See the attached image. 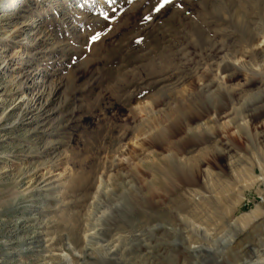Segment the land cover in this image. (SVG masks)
<instances>
[{
    "label": "rangeland",
    "instance_id": "374dc122",
    "mask_svg": "<svg viewBox=\"0 0 264 264\" xmlns=\"http://www.w3.org/2000/svg\"><path fill=\"white\" fill-rule=\"evenodd\" d=\"M263 33L264 0H0V264H245L216 240H264ZM189 234L211 249L185 261Z\"/></svg>",
    "mask_w": 264,
    "mask_h": 264
},
{
    "label": "bare ground",
    "instance_id": "6f19581e",
    "mask_svg": "<svg viewBox=\"0 0 264 264\" xmlns=\"http://www.w3.org/2000/svg\"><path fill=\"white\" fill-rule=\"evenodd\" d=\"M31 27H33V29L32 30H34V31H36V32H39L40 34H43V30H41V26H39V25H35V24H32V25H30ZM41 30V31H40ZM19 34H21L20 33V31H19V33L16 35V38H18L20 35ZM45 37V36H44ZM48 37V36H47ZM49 38V37H48ZM261 38H263V40H264V33H263V35H262V37ZM50 40V39H49ZM52 41V40H51ZM19 43H21V42H17V44H19ZM44 44H47V43H45V41L44 42H40L39 44H36V45H34V46H25V45H22L21 47L24 49L23 51L25 52V50H29L31 53L32 52H34V54L35 53H40L41 51H40V49L41 48H43V45ZM258 44V43H257ZM19 47H20V44L18 45ZM20 47V48H21ZM31 48V49H30ZM28 51V52H29ZM30 52L28 53V54H30ZM26 54V53H25ZM7 60V57H6V59H4V63L5 62H8V61H12L13 60V58H11V56H9L8 57V60ZM39 62V61H38ZM231 62V61H230ZM232 62H234V61H232ZM231 62V63H232ZM242 62V61H241ZM227 63H229V62H227ZM235 64H233L232 66L233 67H235L237 64H239V59L238 60H235V62H234ZM243 63V62H242ZM23 66H22V68L20 69V71H18V75L20 76V77H22L25 81L26 80H28L32 75H33V73H35L37 70H38V66H39V64H38V66L37 65H31L29 62H27V60L26 61H24L23 63ZM225 65V64H224ZM243 66V65H242ZM229 67V66H228ZM220 68V67H219ZM220 70V69H219ZM221 74L222 73H224V71H221L220 72ZM229 77V76H228ZM225 78L224 77H222V79H220V81L222 82L221 83V85L222 84H224L225 82V80H224ZM23 80V81H24ZM27 90H29L30 88H26ZM25 88H24V90L21 92L22 93V95H21V97H20V102L21 103H19V105L15 108V110H18V112H17V118L20 120V119H22L23 117H25V116H30V118L31 119H33L35 116L37 117L38 115H43V112L44 111H47L46 109H47V107L48 106H45V104H44V97H43V93L41 92V91H38L37 92V94L35 95V97H34V99L33 100H29V97H28V95H27V90H26ZM44 90V89H43ZM45 91V90H44ZM53 96V95H52ZM46 103V102H45ZM49 105V104H48ZM213 116H217L216 115V113L215 114H213ZM6 116L5 117H3V119L0 121V128H3V124H4V122L6 121ZM43 118V117H42ZM2 126V127H1ZM200 128H202L201 126H199L198 128H197V130L198 129H200ZM188 130V129H187ZM160 136V135H159ZM162 138H163V140H162V144H163V148H165L166 149V151L169 153L168 154V156L167 157H169V159L171 160V161H173V160H178L180 157H181V154H183V151H184V148H185V146L184 147H182L181 146V144H180V146L179 145H175L174 143H172V142H170V137H169V135H168V133H167V131L165 132H163V136H162ZM164 150V149H163ZM167 157H165V158H167ZM156 159V158H155ZM162 160V159H161ZM164 164V163H163ZM168 165H170L169 163H167ZM187 163H185V165H183L184 167H188L187 168V170L186 171H178L176 174H175V176H176V179L175 180H178V181H180L182 184L184 183L185 185H194L196 182H197V180H196V176H197V174H196V171H195V169H194V167H193V165H191V164H189V166H188V164L186 165ZM161 166H163V165H160L159 167L160 168H162L161 170H163L164 171V166L163 167H161ZM180 166L182 167V165L180 164ZM159 167H157L158 169H159ZM171 167V166H170ZM164 168V169H163ZM168 168V167H167ZM161 170H160V172H161ZM171 170H172V167H171ZM181 170V169H180ZM163 171H162V173H163ZM167 171V170H166ZM173 171V170H172ZM165 172V171H164ZM168 172H170V171H168ZM168 172H167V174H168ZM174 173V172H173ZM172 174V173H171ZM172 179H173V177H172ZM173 179V180H174ZM176 182V181H175ZM173 184V183H172ZM99 188V187H98ZM184 196L186 197V199L188 200V198H190V200H188V201H191L192 203H194V199L198 196L195 192H193V191H191V190H188V192H186L185 194H184ZM186 200V201H187ZM185 200H180V201H178L177 203H176V205H178V207H177V210L178 211H180V212H184V211H186V210H189V204L190 203H187ZM195 206V205H194ZM192 210H193V208H192ZM197 210V209H196ZM185 213V212H184ZM188 217V216H187ZM147 218H145V220H146ZM146 221H149L148 219L146 220ZM197 221V220H196ZM196 221H192L191 219L189 220H186V222H188V225H189V228H190V234H192L193 232H195L197 235H200V237L203 239V240H207V241H210L211 240V243H214L215 242V240L214 239H211V233H210V230L207 228V226H201L200 224H198V222H196ZM149 223H150V221H149ZM168 230V229H167ZM166 230V231H167ZM170 230L171 231H175V232H177V233H180V234H187L188 232H185V231H181L180 229H177V228H174V226H172V228H170ZM87 232V231H86ZM96 232V227H95V225L93 224L91 227H89V229H88V235H86L85 236V238H89V237H91V235L92 234H94ZM189 234V237L187 238V240H186V238H184V240L182 241L183 242V246H182V248H178L177 250H174V252L175 253H178L179 251L181 252L182 251V253H184L185 254V252H186V254H187V258H186V260L185 261H190V260H194L191 256H190V254H194V253H196V252H198V251H200V252H202L203 250L205 251V249L206 250H208V251H210V249H211V247L209 246V247H206L207 246V244H199V245H196V244H192L193 243V238L192 237H194V234L193 235H190ZM225 241L224 240H222L221 238H219L218 240H216V241H222V242H224V243H226V244H230V245H232V244H234L235 243V245H232V246H230L232 249L231 250H233V251H235L236 250V257H237V259L239 260V259H241V258H245V259H248V260H246L244 263L245 264H264V240H261L262 241V244L260 245V246H257L258 248H252V249H250L249 247L248 248H246V247H244V245H242V242H240V241H238L237 242V238L236 237H234V236H230V237H228L227 238V236H225ZM191 241H192V243H191ZM238 251V252H237ZM229 252H231V251H229ZM173 255V254H172ZM171 255V256H172ZM182 255V254H181ZM143 256V255H142ZM139 257V256H137V258H139V260H141L140 262L141 263H144L145 261H149L147 258H146V260H144V257ZM89 257V256H88ZM143 258V259H142ZM255 258V259H254ZM179 259V258H178ZM230 259V258H229ZM143 260V261H142ZM175 260V259H174ZM114 261H116V260H114ZM178 261V260H177ZM115 263V262H114ZM185 263H187V264H190V262H185ZM115 264H117V263H115Z\"/></svg>",
    "mask_w": 264,
    "mask_h": 264
}]
</instances>
